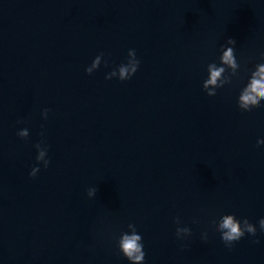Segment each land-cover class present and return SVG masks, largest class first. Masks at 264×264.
Returning <instances> with one entry per match:
<instances>
[{
  "label": "water",
  "instance_id": "water-1",
  "mask_svg": "<svg viewBox=\"0 0 264 264\" xmlns=\"http://www.w3.org/2000/svg\"><path fill=\"white\" fill-rule=\"evenodd\" d=\"M228 38L241 70L209 97ZM129 49L136 74L106 80ZM261 53L264 0H0V264H129V223L144 264H264V102L237 107ZM232 213L258 231L229 249L211 221Z\"/></svg>",
  "mask_w": 264,
  "mask_h": 264
},
{
  "label": "clouds",
  "instance_id": "clouds-1",
  "mask_svg": "<svg viewBox=\"0 0 264 264\" xmlns=\"http://www.w3.org/2000/svg\"><path fill=\"white\" fill-rule=\"evenodd\" d=\"M237 41L233 38H228L225 44L221 45L219 56V64L211 62L207 65V78L203 81V91L209 97L217 95V90L224 88L226 85H231L234 77H238L241 70V64L236 58L235 46ZM105 53L100 52L93 59L90 66L85 68L88 75H92L94 71L99 69L102 61L107 67L108 61L104 59ZM261 61L254 65V70H250L247 82L241 88L238 98L237 107L241 112H251L253 109L261 107L264 102V53H261ZM140 60L137 58L136 50L129 49L127 52V60L121 63L111 72L105 75L106 80L113 78L119 81L130 80L138 71ZM50 109L44 108L41 111V117L47 120ZM17 123H26V121H17ZM29 129L27 127L21 128L16 135L27 141L29 138ZM41 140L34 145L36 149V165L31 168L29 176L35 178L40 171V166L47 169L50 164V159L47 158L48 146L45 141L44 133H40ZM264 145V139L257 140V146ZM97 188L87 189V196L91 199L96 196ZM177 227L175 235L177 240L184 239L191 236V229L188 227H181L180 217H175L173 221ZM214 231L220 234V239L224 245L231 249L235 242L239 241L245 235L255 237L257 235V224L251 222L247 217L238 218L234 213L223 214L218 219L211 221ZM259 231L264 233V217L258 220ZM128 231L121 232L119 238L116 240V249L118 254H122L124 258L129 261V264H144L145 252L142 243V236L138 234L137 226L133 223L127 225ZM202 240L207 241V233L202 234ZM258 242V241H254Z\"/></svg>",
  "mask_w": 264,
  "mask_h": 264
}]
</instances>
